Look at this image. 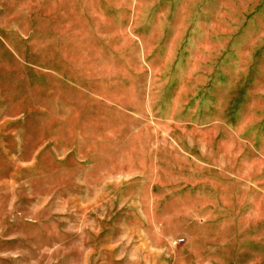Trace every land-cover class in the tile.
<instances>
[{
    "label": "rangeland",
    "instance_id": "rangeland-1",
    "mask_svg": "<svg viewBox=\"0 0 264 264\" xmlns=\"http://www.w3.org/2000/svg\"><path fill=\"white\" fill-rule=\"evenodd\" d=\"M0 264H264V0H0Z\"/></svg>",
    "mask_w": 264,
    "mask_h": 264
}]
</instances>
